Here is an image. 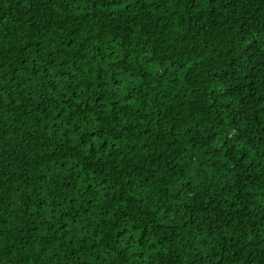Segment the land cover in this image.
Listing matches in <instances>:
<instances>
[{
  "label": "trees",
  "instance_id": "trees-1",
  "mask_svg": "<svg viewBox=\"0 0 264 264\" xmlns=\"http://www.w3.org/2000/svg\"><path fill=\"white\" fill-rule=\"evenodd\" d=\"M0 264H264V0H0Z\"/></svg>",
  "mask_w": 264,
  "mask_h": 264
}]
</instances>
